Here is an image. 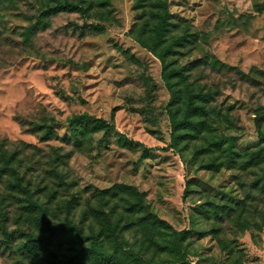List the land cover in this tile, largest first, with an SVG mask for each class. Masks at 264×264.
Wrapping results in <instances>:
<instances>
[{"label":"rangeland","instance_id":"rangeland-1","mask_svg":"<svg viewBox=\"0 0 264 264\" xmlns=\"http://www.w3.org/2000/svg\"><path fill=\"white\" fill-rule=\"evenodd\" d=\"M133 1L111 0L106 21L99 15L85 20L76 12L56 14L29 39L24 32L37 0H19L0 13V139L20 150L21 173L41 190L52 189L50 195L45 189L35 193L51 224L68 217L83 237L100 228L103 212L119 222L120 235L150 264L179 263L162 247L170 230L181 233L179 264H264L263 172L243 160L207 169L210 159L219 164L223 155L209 153L202 135L171 147L170 96L161 64L129 35L142 12ZM168 3L176 33L188 27L196 36L173 60L214 94L209 106L221 121L210 132L231 135L240 152L256 150L257 108L264 131V0ZM80 114L107 121L111 132L94 133L80 144L66 142V120ZM44 121L56 123V135L40 142L33 131ZM130 190L170 227L167 233L154 232L150 240L129 227L141 216L126 212L134 199ZM1 211L7 233L15 237L5 247L0 230V264L70 263L74 246L66 242L37 260L23 258L11 248L21 241L16 231L39 234L37 222L17 199L0 204Z\"/></svg>","mask_w":264,"mask_h":264},{"label":"trees","instance_id":"trees-1","mask_svg":"<svg viewBox=\"0 0 264 264\" xmlns=\"http://www.w3.org/2000/svg\"><path fill=\"white\" fill-rule=\"evenodd\" d=\"M18 1L0 0V13L13 10ZM37 2L36 14L27 18L31 24L25 29L26 39H29L35 30L46 29L50 24L48 18L62 12L80 13L85 20L99 15V20L106 21L108 14L113 11L111 0H37ZM133 7L141 9L142 12L137 14L140 23L134 24L129 35L141 48L160 62L161 80L170 96L167 115L171 128V147H177L179 143L188 141V138L201 139L202 135V140L206 142L202 146L208 149L209 153L217 152L223 155V162L219 164H216V158L210 159L205 164L207 169L218 170L224 165L223 163L231 165L243 160L258 167L264 177V131L261 130V109L257 108L254 111L256 114L254 125L257 129L259 145L256 150L240 152L231 135L217 134L216 129L213 133L210 132L212 125H219L221 121V115L215 107L209 106L214 101V94L211 90L204 91L197 86L196 82L190 80V74L184 68L175 66L173 60V57L179 54L177 50L186 44L193 43L196 36L189 32L188 27H185L180 34L176 33L175 29L179 25L172 20L168 0H134ZM86 25L93 29L101 30L102 28L94 23ZM66 122L69 131L62 139L75 144H80L81 140L97 132H102V137H106L112 130V126L107 121L89 114L71 116ZM55 125L54 122L47 123L46 121L36 123L33 133L38 135L40 142H46L56 135ZM121 139L126 142L123 137ZM11 146L12 144L7 139H0V187L4 188V192H0V204L17 199L23 213L30 219L36 220V228L39 230V234L35 233L36 231H16L21 241L11 248H15L25 259L37 260L51 247H58L66 242L74 246V254L68 259L69 264H119L120 260L131 264H150L140 250L132 246L131 248L127 244L118 232L119 222H113L109 214L102 212L100 228L97 231L92 230L83 237H80L77 226L68 217L51 224L47 213L49 210L39 205V199L35 197V193L45 189L49 194L52 189L49 190L46 185L41 190L38 184L32 182L31 177L27 176V172H20L22 167V160L19 158L20 150H12ZM56 156L59 157V155ZM261 187L264 189V182ZM129 194L134 199L127 201L126 212L130 215H141L138 220L128 222L129 227H136L150 240L154 239V232L167 233L166 231L170 230L164 221L159 220L147 209L141 194L134 190H130ZM225 208L231 209L229 206ZM4 217H6L5 213L1 211L0 230L5 237L3 244L7 247L15 236L13 232L7 233L4 222L1 220ZM121 230L120 228L119 231ZM170 231L169 240L163 242L162 247L168 254L175 256L174 262L181 263L183 260L181 233ZM153 244L159 246L156 242Z\"/></svg>","mask_w":264,"mask_h":264}]
</instances>
